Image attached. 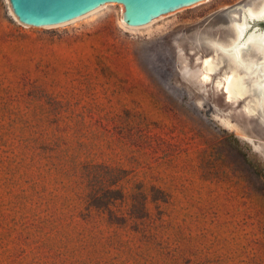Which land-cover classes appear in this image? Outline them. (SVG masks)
I'll list each match as a JSON object with an SVG mask.
<instances>
[{"label":"rangeland","instance_id":"1","mask_svg":"<svg viewBox=\"0 0 264 264\" xmlns=\"http://www.w3.org/2000/svg\"><path fill=\"white\" fill-rule=\"evenodd\" d=\"M258 2L202 0L131 27L117 2L43 26L0 0V264H264V106L227 100L233 64L213 45ZM109 167L127 197L141 185L147 217L87 214Z\"/></svg>","mask_w":264,"mask_h":264},{"label":"bare ground","instance_id":"2","mask_svg":"<svg viewBox=\"0 0 264 264\" xmlns=\"http://www.w3.org/2000/svg\"><path fill=\"white\" fill-rule=\"evenodd\" d=\"M106 5L107 4L103 3L91 11L72 18L59 25L67 24L90 13L96 12ZM244 11L245 12L243 13V16H241L242 19L240 22H236V20L235 22L233 21L234 23L232 26L235 36L232 41L226 45L214 42L213 45L216 53H218V51L223 52L228 56L229 60L233 64V67L230 68V71L224 73L221 84V87L226 94L227 100H240L248 96V94L256 92L257 95L251 99H248L245 104L247 110L250 113H253L255 112L256 108H262L264 106V30L254 29L247 34L245 33L250 26L251 20L264 19V0L261 1L257 8L250 7ZM12 13L18 20L13 9ZM149 23L150 22L135 27H143ZM247 49L257 51L260 54V59L255 60L244 57V52ZM202 63L204 68L203 77L208 78L214 72V68L216 66L215 55L205 56L202 59ZM248 81L250 83H248Z\"/></svg>","mask_w":264,"mask_h":264},{"label":"water","instance_id":"3","mask_svg":"<svg viewBox=\"0 0 264 264\" xmlns=\"http://www.w3.org/2000/svg\"><path fill=\"white\" fill-rule=\"evenodd\" d=\"M202 0H9L21 25H59L106 2H117L120 22L135 27Z\"/></svg>","mask_w":264,"mask_h":264},{"label":"trees","instance_id":"4","mask_svg":"<svg viewBox=\"0 0 264 264\" xmlns=\"http://www.w3.org/2000/svg\"><path fill=\"white\" fill-rule=\"evenodd\" d=\"M110 168V179H102L99 184L88 183L85 210L87 214L93 211L107 215V221L111 224L124 225L128 221H138L147 217V195L141 185H135L133 192L126 196L120 184L126 174L118 167ZM127 202V203H126ZM126 205L122 211L118 206Z\"/></svg>","mask_w":264,"mask_h":264},{"label":"flooded vegetation","instance_id":"5","mask_svg":"<svg viewBox=\"0 0 264 264\" xmlns=\"http://www.w3.org/2000/svg\"><path fill=\"white\" fill-rule=\"evenodd\" d=\"M261 1L262 0H260V2H258L255 6H253V7H251V8H257L258 6H259V4L261 3ZM244 7H242L241 6V8L240 9H242V11H241V16H243V13L245 12L244 10H246L247 8H250V7H245L244 9H243ZM240 16V18H239V20H241L242 19V17ZM254 20H256V19H254ZM251 21H253V20H251ZM251 21H250V25H251ZM252 26V25H251ZM254 29H257V30H261L260 28H257V27H254L252 30H254ZM252 30H250V31H252ZM262 30H264V29H262ZM248 29H247V31H246V33L245 34H247L248 32H250Z\"/></svg>","mask_w":264,"mask_h":264}]
</instances>
